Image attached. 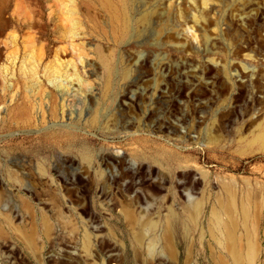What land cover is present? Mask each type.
I'll return each mask as SVG.
<instances>
[{"label":"rangeland","instance_id":"rangeland-1","mask_svg":"<svg viewBox=\"0 0 264 264\" xmlns=\"http://www.w3.org/2000/svg\"><path fill=\"white\" fill-rule=\"evenodd\" d=\"M227 225L264 264V0H0V264H235Z\"/></svg>","mask_w":264,"mask_h":264},{"label":"bare ground","instance_id":"bare-ground-1","mask_svg":"<svg viewBox=\"0 0 264 264\" xmlns=\"http://www.w3.org/2000/svg\"><path fill=\"white\" fill-rule=\"evenodd\" d=\"M252 4V3H251ZM244 13H246V12H244ZM226 190L228 189V191L227 192H230L229 191V187L227 188H225ZM249 193V192H248ZM231 194V193H230ZM234 194H235V191H234ZM249 194H251V192L249 193ZM256 195V194H255ZM247 196H248V194H247ZM247 198V197H246ZM256 198H257V196H256ZM248 199H250V197L248 196ZM220 200V199H219ZM229 200V199H228ZM235 202V201H234ZM233 202V203H234ZM242 202H243V200H242ZM251 202V200L249 201V203ZM257 202V201H256ZM256 202H255V205H254V207H257L258 208V206H256ZM227 203H228V201H227ZM258 203V202H257ZM229 204V203H228ZM237 204V203H236ZM251 205V204H250ZM220 206V205H219ZM222 206V205H221ZM191 208H193L194 210H198V209H201L200 208V204L199 203H194L192 206H191ZM242 208V207H241ZM245 209H246V206H245ZM255 209V208H254ZM214 211H215V209H213ZM258 209H256V211H257ZM191 211V210H190ZM214 211H212V212H214ZM226 211V210H225ZM229 212V211H228ZM226 213H227V211H226ZM231 213V212H230ZM233 213V212H232ZM212 214V213H211ZM247 214V213H246ZM192 216H194V215H192ZM232 216V215H231ZM244 216V215H243ZM255 216H257V215H255ZM259 217V216H258ZM232 218H234L233 216H232ZM194 220V219H193ZM232 222V221H231ZM236 221H233L232 222V225L235 223ZM256 222V221H255ZM227 223H229V222H227ZM226 223V224H227ZM246 223H247V221H246ZM153 224H155V223H153ZM236 224L238 225V223L236 222L233 226H234V229L236 230L237 229V227L238 226H236ZM229 225V224H228ZM227 225V227L225 226V228H226V231H225V234H223V236H224V240L225 239H227L226 241L228 242V244H229V253L231 254V257H232V260L235 262V264H245V261H250V264H253L254 262H255V258H256V256H254V254H253V245L252 246H250V248H249V251L246 253V251H245V249L243 248V247H241V245H240V243H239V241H238V236H237V234H236V232L234 231V229H231L230 228V226H228ZM252 225H254L253 224V222H252ZM247 227V226H246ZM255 227H256V225H255ZM212 230V229H211ZM256 230H257V228H256ZM249 231V228L247 229V233H249L248 232ZM212 232V231H211ZM256 232V231H255ZM213 234V233H212ZM257 234V233H256ZM213 236H214V234H213ZM242 236V235H241ZM255 239H256V237H255ZM219 241L222 243V239L221 238H219ZM87 243H88V245H89V239L87 238ZM257 249L260 247V245H258L257 244ZM258 253V252H257ZM224 261H222V263H223Z\"/></svg>","mask_w":264,"mask_h":264}]
</instances>
